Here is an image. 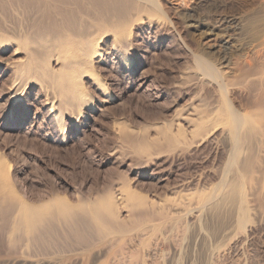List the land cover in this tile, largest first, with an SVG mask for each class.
<instances>
[{
  "label": "rangeland",
  "instance_id": "obj_1",
  "mask_svg": "<svg viewBox=\"0 0 264 264\" xmlns=\"http://www.w3.org/2000/svg\"><path fill=\"white\" fill-rule=\"evenodd\" d=\"M213 1L194 7L191 0H158L161 6L166 4L176 10L167 13L161 9L153 17L152 25L129 26L126 46L114 36L99 35L95 41L99 58L95 57L92 65L82 69L75 79L77 92L82 96L76 101L87 103L80 109L67 94L65 107L55 105L60 99H54L44 80L35 78L25 66L33 56L26 53L18 37L27 32L33 37L44 30L46 17L34 8L16 7L0 0V161L17 198L31 205L55 201L44 209L49 218L44 236L31 242L28 252L46 254L47 262L65 258L66 264H96L91 257L96 251L92 246L95 235L87 232V240L80 241L66 233V230L95 228L89 201L115 198L122 191L126 200L119 206L118 216L126 222L124 225L130 222L136 226L139 222L130 214L135 213L132 206L142 200L146 204L158 203L156 206L164 210L182 198L188 200V194L195 199L207 193L208 190L190 194L186 188L181 189L190 181L201 179L210 188L216 186L213 175H218L220 164L214 154L221 150V143L216 141L195 154H188V149L147 150L141 145L145 139L154 147L164 145L165 139L188 140V130L185 132L188 128L183 121L188 120V74L194 68L190 48H195L200 33L188 28V24L211 20L204 11ZM233 15L232 11L229 16ZM47 64L53 72L52 79L64 75V70L54 67V57L46 59ZM90 75L105 86V94H100L92 84ZM71 110L77 114L71 116ZM176 125L184 133L177 132ZM129 195L133 197L128 198ZM56 199L67 204L68 212L85 215L88 223L55 220L66 215ZM163 210L160 219L150 225L164 219L166 222L169 217L167 210ZM1 215L0 264H22V257L13 252L25 249L23 233L11 226L13 217L4 220ZM182 226H188V222ZM185 230L186 227L183 233L180 230L176 234L179 240L171 246L163 244L158 256L150 261L187 264L191 247L187 249L186 240L181 243L183 237H188V229L186 233ZM259 231L251 235L245 230L239 238L242 237V243L233 244L232 240L231 249L211 264H264V231ZM150 232L141 238L142 243L151 242L153 247ZM154 233L157 234L153 237H160L159 232ZM126 243L129 245L113 246V255L106 264H128L134 259L127 251L131 243ZM90 246V251L84 248ZM101 246H104L102 252L110 251L106 242ZM172 248L177 251V254L173 252L174 257Z\"/></svg>",
  "mask_w": 264,
  "mask_h": 264
},
{
  "label": "bare ground",
  "instance_id": "obj_2",
  "mask_svg": "<svg viewBox=\"0 0 264 264\" xmlns=\"http://www.w3.org/2000/svg\"><path fill=\"white\" fill-rule=\"evenodd\" d=\"M6 1L16 7L34 8L46 17L48 23L44 30L33 37L29 36V32L18 37L24 43L26 53L33 56L25 66L32 70L35 78L44 80L54 99H60L55 105L65 107L67 94L80 109L87 103L76 101L82 96L77 92L75 79L82 74V69L92 65L95 57L99 58L95 42L98 36H114L118 43L126 46L129 26L134 23L152 25L155 23L153 17L161 9L167 13L176 10L166 4L161 6L158 0ZM191 2L198 7L205 6L209 0ZM71 6H75L74 10L70 9ZM232 11L235 15L229 16ZM204 13L211 17L207 23L190 21L188 24V28L200 32L195 48L189 47L194 68L188 74V120L183 121L188 128L185 130H188V140L185 137L165 139L164 145L156 144L157 147H154L145 139L141 145L142 149L147 150L160 147L166 151L172 148L183 152L188 149V154H195L216 141L221 143V150H216L214 154L220 164L218 175H213L216 186L208 187L204 179L205 182L198 179L182 185L181 189L186 188L190 194L208 191L195 199L188 194V200L182 198L178 203L168 205V209L162 204L169 218L166 222L164 219L153 225L149 223L162 216L163 209L156 206L158 203L146 204L142 200L132 206L136 214H130L131 218L135 217L139 222V225L133 226L130 222L124 225L126 222L118 216V208L126 200L122 191H118L115 198L89 201L95 228L66 230V233L80 241L87 240V232L95 235L91 242L96 251L91 257L96 264H106L113 255V246L123 247L128 241L132 246L127 248L128 254L134 258L128 264H157L158 261L150 259L158 256L163 244H173L177 239L176 234L185 227L188 237H183L186 230L184 235L179 236L183 237L180 238L181 243L186 240L187 249L191 247L187 264H211L231 249L232 240L233 244L242 243V237L241 240L239 238L245 230L249 234L264 231V0H215ZM51 56L54 57V67L59 66L64 70L63 76L52 79L53 72L49 64L45 65L46 59ZM89 79L100 94H105V86L97 77L91 76ZM70 113L72 116L77 111L71 110ZM175 127L177 132L184 133L179 125ZM3 166L4 163L0 161V215L4 220V217L7 220L13 217L11 226L21 231L25 238V249L20 248L13 254L22 257V264H66L65 258L58 262H47L44 259L46 254H31L26 250L31 242L39 241L44 236L49 221L44 209L55 201L31 205L17 198ZM132 197L129 195L128 198ZM56 202L66 215L55 217V220L88 223L85 215L68 212L63 200L56 199ZM187 222L188 226H182ZM148 232L153 236L157 234L154 232L160 234L158 238L150 237L153 247L151 242L147 241L149 245L142 243L141 237ZM128 235L130 237L126 238ZM104 242L109 245V252H102L104 246L101 244ZM92 246L84 248L90 251ZM173 252L177 254L174 249Z\"/></svg>",
  "mask_w": 264,
  "mask_h": 264
}]
</instances>
